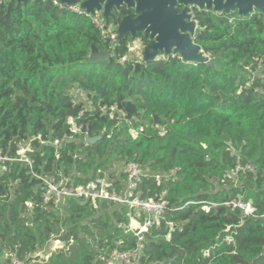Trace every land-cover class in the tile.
<instances>
[{"label":"trees","instance_id":"1","mask_svg":"<svg viewBox=\"0 0 264 264\" xmlns=\"http://www.w3.org/2000/svg\"><path fill=\"white\" fill-rule=\"evenodd\" d=\"M193 16L207 63L144 62L128 54L129 35L111 45L89 15L60 0L0 2V150L34 151L31 168L0 173V264L11 252L35 264H103L113 249L134 248L126 208L69 200L60 212L42 204L34 176L77 185L114 162L141 166V198L166 203L136 264H264V14ZM105 51L108 60L88 62ZM72 89L86 102H74ZM125 102L137 112L130 119ZM54 240L61 248L32 258Z\"/></svg>","mask_w":264,"mask_h":264},{"label":"built area","instance_id":"2","mask_svg":"<svg viewBox=\"0 0 264 264\" xmlns=\"http://www.w3.org/2000/svg\"><path fill=\"white\" fill-rule=\"evenodd\" d=\"M73 11L75 13L82 12L78 6H74ZM90 17L102 37L108 39L113 46L119 44L116 28L110 24L106 25L100 12H96L94 16ZM145 46L140 39L129 40L126 43L128 54L138 61L142 60V52ZM126 57V55L122 57L120 62H124ZM164 57V55H158L155 60L159 61ZM115 110L114 107L109 108V112H114ZM118 112L122 117L125 116L123 111ZM68 124L73 133L80 132V127L75 125L72 118L68 119ZM130 135L135 139L137 134L135 131H131ZM67 140L66 137L60 140L56 139L53 141V146H60ZM29 150L27 152L26 149L16 148L14 155L0 150V173H6L9 166L13 164H23L31 168L32 160L28 153L33 154L34 151L31 148ZM56 158H58V155H56ZM238 169L240 168H236L231 174H234ZM173 174L174 172L171 171L165 177ZM34 176L39 181L42 204L46 206L51 205L53 209L60 212L63 211L69 200L91 202L93 204L107 203L108 205L126 208L128 218L127 229L137 238L136 245L129 250L113 249L107 254L103 264H136L143 252L144 233L152 227L158 226L165 215L166 203L164 201L158 198H141L139 185L147 174L146 170L135 162L123 163L120 171H113L111 166L107 169H98L91 179L77 185L72 184L70 179L64 178L62 175L48 174ZM156 178L158 179V176ZM13 185V183H10L9 186ZM237 205L244 210L245 215L252 212L250 204L244 205L241 202H237ZM32 207V202L25 203L27 210H30ZM168 227L173 231L175 225L169 223ZM167 238H169V235ZM61 246L59 244L53 251L61 248ZM5 258L7 259V264H30L19 258L15 252L7 253Z\"/></svg>","mask_w":264,"mask_h":264},{"label":"water","instance_id":"3","mask_svg":"<svg viewBox=\"0 0 264 264\" xmlns=\"http://www.w3.org/2000/svg\"><path fill=\"white\" fill-rule=\"evenodd\" d=\"M60 3L69 7L78 6L90 16L100 12L106 25L112 22L116 27L119 41L124 34L129 35L131 40H135L139 34L147 37L149 44L142 52L144 62L152 61L158 55L177 56L183 63L208 62L194 43L198 27L193 10L217 15L236 14L242 19L256 12L264 14V0H60ZM123 8L132 10L134 17L125 16L118 21L115 13H120ZM109 58V52H99L90 54L88 62ZM124 107L128 119L137 113L131 102H125ZM99 139L87 136L86 143L93 144ZM13 149H16L14 145Z\"/></svg>","mask_w":264,"mask_h":264},{"label":"rangeland","instance_id":"4","mask_svg":"<svg viewBox=\"0 0 264 264\" xmlns=\"http://www.w3.org/2000/svg\"><path fill=\"white\" fill-rule=\"evenodd\" d=\"M71 93L74 96V102H86L85 95L82 94L77 89H72ZM88 105H90V104H88ZM132 105H133V103H132ZM18 148L26 149L27 152L30 151L29 150L30 149L29 145H25V146L19 145ZM122 166H123L122 162H114L112 164V166H111V169L113 171H120ZM230 177H236L235 173L234 174H230ZM215 185L217 186L216 183H215ZM59 244H61V242L59 240L58 241L49 242L48 245L45 247V249L38 250L36 253L32 254V256H33L32 258H35L36 256H38L39 258L46 257L48 255V251H53V249H55ZM30 264H35V261H31Z\"/></svg>","mask_w":264,"mask_h":264},{"label":"flooded vegetation","instance_id":"5","mask_svg":"<svg viewBox=\"0 0 264 264\" xmlns=\"http://www.w3.org/2000/svg\"><path fill=\"white\" fill-rule=\"evenodd\" d=\"M123 10H127V9H125V8H123V9H121V12L120 13H115V15H116V18H117V20L119 19V15L122 13V11ZM182 10V8L180 7V11ZM132 11V10H131ZM133 12V11H132ZM126 16H129V15H126ZM123 17H125V16H123ZM123 17H120V19L121 18H123ZM129 17H134V14H133V16H129ZM112 27H114V28H116L113 24H112V22H110L109 23ZM141 35V34H140ZM143 36V35H142ZM145 37V36H144ZM147 38V37H146ZM148 41V40H147Z\"/></svg>","mask_w":264,"mask_h":264}]
</instances>
